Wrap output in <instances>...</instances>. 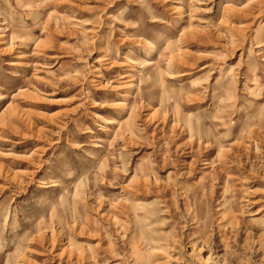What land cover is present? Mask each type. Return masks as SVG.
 <instances>
[{
    "label": "rangeland",
    "instance_id": "obj_1",
    "mask_svg": "<svg viewBox=\"0 0 264 264\" xmlns=\"http://www.w3.org/2000/svg\"><path fill=\"white\" fill-rule=\"evenodd\" d=\"M0 264H264V0H0Z\"/></svg>",
    "mask_w": 264,
    "mask_h": 264
}]
</instances>
